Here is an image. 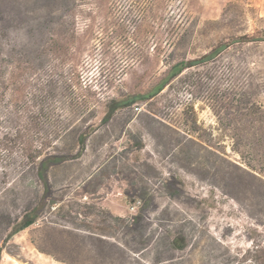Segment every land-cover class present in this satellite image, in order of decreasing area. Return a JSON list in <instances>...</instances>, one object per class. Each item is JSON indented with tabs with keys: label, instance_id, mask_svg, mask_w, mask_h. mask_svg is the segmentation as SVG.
Listing matches in <instances>:
<instances>
[{
	"label": "rangeland",
	"instance_id": "1",
	"mask_svg": "<svg viewBox=\"0 0 264 264\" xmlns=\"http://www.w3.org/2000/svg\"><path fill=\"white\" fill-rule=\"evenodd\" d=\"M135 1L0 0V60L47 55L42 69L70 76L77 99L53 100V117L96 126L84 157L52 172L58 207L10 240L7 210L21 214L41 184L24 174L19 145L0 149V264H264V183L233 152L227 125L233 101L264 105V0H162L140 11ZM225 44L141 99L170 66ZM3 98L0 141L13 142L24 100ZM112 100L131 105L102 121ZM142 208L140 233L107 215Z\"/></svg>",
	"mask_w": 264,
	"mask_h": 264
},
{
	"label": "trees",
	"instance_id": "2",
	"mask_svg": "<svg viewBox=\"0 0 264 264\" xmlns=\"http://www.w3.org/2000/svg\"><path fill=\"white\" fill-rule=\"evenodd\" d=\"M161 1L136 0L135 2L140 11L144 5L153 8L160 5ZM139 28L134 33L136 38H139L137 36ZM146 28L149 34L156 35L151 21L146 24ZM262 35L264 39V32ZM227 48V44L220 45L202 58L175 63L170 66L161 82L152 91L142 95L141 99L146 103L151 101L173 81L180 79L187 70L208 65L221 50ZM46 57L47 55L42 54L32 56L26 50L17 52L13 50L6 54L5 59L0 60V100L2 97L7 100H24V113H26L22 131L21 129L18 131L19 138L12 142L5 136L0 141V149L11 151L19 145L21 164L25 167L24 174L29 170L35 171L41 184V190L35 192V198L27 201L21 214L17 215L7 210L9 240L37 223L46 213V209L58 207L59 202L52 191V172L80 161L86 153L89 138L96 128L92 125L84 129L82 124H72L68 120L53 117V100L77 99L72 96L74 86L70 76L42 69L43 59ZM232 103L227 104L230 111L227 125L228 129H231L232 150L240 157L247 173L258 177L264 183V105L250 100L245 102L241 100L239 106H236L234 101ZM130 105L124 101H110L102 121L109 122L118 111ZM88 129L91 132H87ZM145 195L144 190L139 196L140 202H145ZM17 207L18 204L15 203V208ZM143 211L144 208L141 209L140 214L130 219L114 217L110 213L107 215L113 218L121 229L124 228L128 233L134 234L140 233L145 226V220L141 216ZM12 220L15 222L12 223ZM181 243L183 242L180 238L173 240L177 249L184 250L185 243L183 245ZM2 251L1 248L0 252Z\"/></svg>",
	"mask_w": 264,
	"mask_h": 264
}]
</instances>
